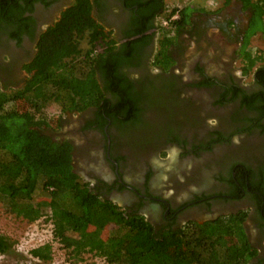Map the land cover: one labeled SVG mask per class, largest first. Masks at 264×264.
<instances>
[{"label": "flooded vegetation", "instance_id": "flooded-vegetation-1", "mask_svg": "<svg viewBox=\"0 0 264 264\" xmlns=\"http://www.w3.org/2000/svg\"><path fill=\"white\" fill-rule=\"evenodd\" d=\"M90 3L91 17L115 41L121 58L115 72L136 119L100 127L94 109H58L41 129L73 144V171L100 200L143 217L161 234L244 214L242 229L255 251L248 264H264V59L246 70L241 50L250 13L235 4L232 17H201L192 36L169 35L174 41L158 62L167 26L162 11L157 15L149 0ZM73 4L0 0L1 92L27 84L40 37ZM230 18L235 26L223 32ZM104 40L98 54L107 50Z\"/></svg>", "mask_w": 264, "mask_h": 264}, {"label": "trees", "instance_id": "trees-1", "mask_svg": "<svg viewBox=\"0 0 264 264\" xmlns=\"http://www.w3.org/2000/svg\"><path fill=\"white\" fill-rule=\"evenodd\" d=\"M149 1L157 15L164 13L161 23H167L161 32L158 62L166 59L165 52L174 41L169 35L192 36L196 20L218 15L198 9L192 27L189 7L166 11L164 0ZM221 1L224 6L239 4L242 11L250 13L241 50L250 71L261 60L248 44L252 36L264 31V0ZM91 7L90 0H74L60 21L40 37L27 84L21 90L0 91V205L17 219L34 223L43 218L52 226L51 243L32 249L29 255L49 262L51 244H55L72 264L83 262L86 256L103 264H248L255 251L242 229L244 214L161 234L143 217L124 214L109 201L100 200L73 171V144L53 139L41 129L48 127L50 107L62 113L94 109L100 127L109 119L112 125L114 120L122 123L136 119V105L115 72L121 63L115 41L107 38L91 17ZM225 25L223 32L235 26L231 18ZM100 37L107 46L104 54L97 53ZM129 43L132 47L137 40ZM260 80L264 83V77ZM112 99L118 102L115 108ZM251 99L246 97L245 101ZM15 243L0 235V255L10 252Z\"/></svg>", "mask_w": 264, "mask_h": 264}, {"label": "rangeland", "instance_id": "rangeland-1", "mask_svg": "<svg viewBox=\"0 0 264 264\" xmlns=\"http://www.w3.org/2000/svg\"><path fill=\"white\" fill-rule=\"evenodd\" d=\"M164 3L166 11L172 8L189 7L191 18L197 17L196 14L194 15V11L198 12V9L209 13L217 12L218 15L228 18L235 15L234 10L230 8L233 7V5L224 6L221 0H164ZM201 44L203 45L204 41H202ZM248 45L252 54L258 55V57L261 58V60L258 61L261 62L264 59V31L252 36ZM189 52L190 51H188V53ZM235 67H241L239 61L235 63ZM50 110L51 112H56L55 107L47 109V113H49ZM43 220L42 218L34 223H28L26 220L17 219L13 215L5 213L0 205V235L8 236L16 242V245L10 252L5 255H0V264H72L66 261L64 251L55 244H51L52 258L49 262H40L29 255L32 249L51 243L52 226ZM78 264H103V262L97 258L86 256L84 261Z\"/></svg>", "mask_w": 264, "mask_h": 264}]
</instances>
